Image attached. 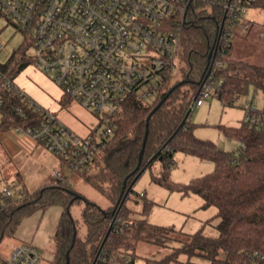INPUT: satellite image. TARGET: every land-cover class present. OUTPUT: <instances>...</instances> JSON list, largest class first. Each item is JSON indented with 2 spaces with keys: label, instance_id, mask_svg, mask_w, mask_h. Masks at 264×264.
Returning a JSON list of instances; mask_svg holds the SVG:
<instances>
[{
  "label": "trees",
  "instance_id": "1",
  "mask_svg": "<svg viewBox=\"0 0 264 264\" xmlns=\"http://www.w3.org/2000/svg\"><path fill=\"white\" fill-rule=\"evenodd\" d=\"M227 1L192 2L182 37L181 62L186 64L181 68L183 79L170 83L166 92L150 102L133 96L127 98L112 117L115 128L106 149L96 155L92 164L82 172L72 174L64 183L52 179L49 185L34 193L20 189L19 193L29 201L19 204L21 200L12 197L9 207L5 201L0 212V245L7 235L16 232L24 219L37 211L59 206L63 208V215L53 237L55 259L48 264H135L136 247L140 242L166 246L167 241L182 246L159 260L145 258L146 264H196L190 261L192 257L205 259L209 264H247L250 256L264 257V127L251 125L244 119L239 126L221 127L226 137L241 143L238 152H229L210 140L198 138L190 122L192 105L209 71L210 55L219 40L224 17L222 3ZM209 4L211 13L207 9ZM241 30L239 25L228 31V39L221 46L224 49L219 58L221 63L212 74L216 81L213 95L225 107L232 106L250 85L264 92V67L233 60L228 55L233 48V37ZM32 43L33 40L27 37V45L0 66L14 80L35 64V58L27 56ZM221 80L223 83L217 85ZM67 98L62 102L63 106H67ZM0 99L5 100L0 109V132L40 123L34 107L19 97L9 98L8 92L0 88ZM17 108H22L23 113L19 114ZM256 113L264 118V107ZM177 151L216 165L212 173L194 179L189 185L170 186L184 196H200L204 201L203 208L217 209L219 222L215 237L205 235L202 229L188 234L172 227L154 225L146 219L134 220L129 215L125 203L133 191L130 186L134 179L154 162L161 161L162 177H154V181L169 182ZM154 156L155 160L149 164ZM80 179L92 183L111 201V206L103 209L80 196L73 186ZM82 200L86 203L81 213V225L87 230L85 236L79 235L78 221L70 211ZM115 215L122 222L132 221L133 227L124 228L123 233V225L116 222L101 249ZM181 255H187L189 261L180 262Z\"/></svg>",
  "mask_w": 264,
  "mask_h": 264
},
{
  "label": "built area",
  "instance_id": "2",
  "mask_svg": "<svg viewBox=\"0 0 264 264\" xmlns=\"http://www.w3.org/2000/svg\"><path fill=\"white\" fill-rule=\"evenodd\" d=\"M193 1L0 0V14L33 40L35 65L52 77L65 96L101 117L98 126L81 137L52 111L35 103L0 68V88L8 92L9 98L19 97L34 107L40 117L36 126L15 129L31 136L70 169L69 176L52 169L54 180L68 181L106 149L115 128L112 117L127 98L147 101L168 90L181 63L183 31ZM222 8L226 20L220 40L212 50L213 69L192 110L201 106L202 97L209 96L215 88L212 74L221 63L219 58L224 54L221 46L228 39V31L241 25L250 9H264V0H228L222 3ZM222 83L221 80L217 85ZM4 104L5 100L0 99V109ZM257 111L249 104L244 120L263 128L264 118ZM17 112L22 114V108H17ZM5 182L0 212L4 203L7 202V207L12 205L13 190L7 179ZM116 222L123 225L121 232L133 227L132 221L117 218ZM41 260L40 250L28 244L17 247L11 258L0 264H40ZM247 264H264V257L250 256Z\"/></svg>",
  "mask_w": 264,
  "mask_h": 264
},
{
  "label": "rangeland",
  "instance_id": "3",
  "mask_svg": "<svg viewBox=\"0 0 264 264\" xmlns=\"http://www.w3.org/2000/svg\"><path fill=\"white\" fill-rule=\"evenodd\" d=\"M207 9L211 13L212 6L209 4ZM241 22L242 30L233 37V48L231 52H228V55L230 54L233 60L264 67V9H250ZM27 37L28 35L13 21L0 14V66L8 62L15 51L27 45ZM27 56L33 59L36 56V49L29 47ZM185 66L186 64L183 61L178 64L173 73L174 80L171 84L183 79L181 68ZM30 67L33 71L43 73L46 79L53 82L52 77L44 73L35 64ZM21 74L22 79L29 81L30 78L31 80V77L28 76L29 73ZM214 84H216V81H214ZM214 90L215 88L212 89L209 96L202 97L203 104L196 107L191 114L190 122L193 125L194 134L202 140H210L216 143L224 151L238 152L241 143L236 139L226 137L221 132V127L239 126L246 115L249 104L258 110H262L264 107V92L250 85L248 91L240 96L232 106L225 107L213 95ZM154 99L147 101L150 102ZM76 104L80 105L78 101L74 100L72 107ZM80 107V110L85 115H81L79 119H76L75 131L69 129L77 135L85 137L90 133L91 129L98 126L101 117L88 112L82 106ZM73 109L75 108L73 107ZM67 110L71 111V109ZM75 110L78 111L79 108ZM88 120H90L89 123H87ZM100 130H103V126ZM1 135L4 136H1L0 141V202H4L2 191L6 183L5 179L8 180L13 190V197L20 200L22 199L21 197H24L19 193L20 189H27L28 192L32 193L33 190L39 188L38 186L42 184L40 183L43 182L42 180L47 179L50 181L53 179L52 169H50L52 163L54 164L53 169L69 176L70 169L66 163L47 151L28 134L19 133L16 129H12L2 132ZM6 135L18 138V140H21L20 143L25 144L26 149L29 148V150L40 145L46 151L43 154L44 157L39 160L38 155L35 154L32 157L30 152L22 156L18 154L14 157L5 146L4 139ZM174 161L175 166L169 173V182L167 183L160 184L154 181V177H162L163 167L161 161L154 162L151 168L146 169L142 173L125 203L130 210V217L134 220L146 219L154 225L172 227L177 230H183L188 234L196 233L202 229L207 236H217L216 225L219 222V219L216 218L217 209L212 206L203 208L204 201L200 196L196 194L184 196L179 190L170 187L171 185H189L194 179L212 173L216 165L210 161H201L197 157L181 151L174 153ZM25 164L28 167L26 172L23 170ZM21 176L24 183L21 180ZM73 186L80 196L97 206L103 209L111 206V201L92 183L80 179L73 183ZM141 193H144L145 197H141ZM23 199L19 204L29 201L27 197ZM85 207L86 203L82 200L74 204L70 209L71 215L78 221L80 236H83L86 231L85 226L81 225V213ZM46 216L47 214L42 216V211L35 212L32 217L24 219L14 234L7 235L0 245V262L9 260L17 247L31 245L32 243L25 237L33 234L37 235V237L40 236V239L42 237L46 243L51 241L50 245L47 243V247L42 249L40 264H48L49 261L53 260L55 258L53 238L47 237V229L51 228L48 222L50 215L48 218ZM180 246H182L180 243L172 241H167L166 246L153 242H140L136 247L138 257L135 259V264H146L145 258L159 260ZM179 261L185 263L189 261V258L187 255H181ZM190 261L196 264H209V261L199 257H192Z\"/></svg>",
  "mask_w": 264,
  "mask_h": 264
},
{
  "label": "crops",
  "instance_id": "4",
  "mask_svg": "<svg viewBox=\"0 0 264 264\" xmlns=\"http://www.w3.org/2000/svg\"><path fill=\"white\" fill-rule=\"evenodd\" d=\"M31 67L29 66L28 68H26L22 73H29L28 76L31 77V80L29 78L28 80H24L22 79V74H20L15 81L17 82V85L38 105L52 111L57 117L58 119L65 124L68 128L74 130L75 126H76V119H79L81 115H85L84 113H82V111L80 110V106L81 105H74L73 107L75 109L79 110H75L72 107V104L74 103V101H70L69 98H67L62 90L51 80L46 79L45 75L43 73H39L37 71H33L32 69H30ZM67 98V106H63L62 102L64 101V99ZM67 109H71L67 110ZM74 110V111H73ZM90 112V111H88ZM90 120L87 121V123H89ZM75 131V130H74ZM2 132H0V141H1V135ZM21 140H18V138H14L11 135H6V138L4 139V143L6 148L9 150L10 154L13 155L14 157L17 156L18 154H20L21 156L30 152L31 156L33 157V155H38L39 160L40 158L44 157V153L46 151H44L42 149V147L39 146H35L32 147L30 150L29 148L26 149L25 144L20 143ZM54 164H51V168L53 169ZM24 172H26V169H28V167L26 166V164L23 167ZM25 175V173H24ZM68 175V174H67ZM22 176H21V180H22ZM23 181V180H22ZM43 182L40 186H38L39 188H36V190H33L32 193L36 192L37 190L42 189L43 187L49 185L52 181V179L50 181H48L47 179L42 180ZM24 183V181H23ZM22 198V197H21ZM24 198V197H23ZM16 200H19L18 198H16ZM21 200V199H20ZM39 212V211H37ZM35 214V213H34ZM33 214V215H34ZM46 216V218H48V222L51 226V228L47 229V237L51 239V237L53 238L57 229L58 225L61 221L62 215H63V208L59 207V206H54L51 207L45 211H42V216ZM32 215V216H33ZM30 216V217H32ZM29 218V217H28ZM24 221V220H23ZM23 223V222H22ZM21 223V224H22ZM86 230V228H85ZM55 232V233H54ZM54 233V235H53ZM87 233V230L85 231V234L83 236H85ZM40 237V236H39ZM37 237V235H31L28 237H25V239L29 240L36 248H38L40 250V252L42 253V249L47 247V243L50 245V242H44L43 238L41 237V239ZM55 259V258H54ZM51 260L49 262L54 261Z\"/></svg>",
  "mask_w": 264,
  "mask_h": 264
},
{
  "label": "water",
  "instance_id": "5",
  "mask_svg": "<svg viewBox=\"0 0 264 264\" xmlns=\"http://www.w3.org/2000/svg\"><path fill=\"white\" fill-rule=\"evenodd\" d=\"M225 20H226V15L223 17L222 23H221V25H220V29H219V40H220V36H221V34H222V31H223V27H224V24H225ZM211 57H212V53H211V55H210V58H211ZM212 69H213V65L211 64L210 67H209V71H208V73H207V75H206L205 80H204L203 82H201V84H200V88H199V91H198V93H197V97L201 94L202 86H203L204 82L206 81V79L210 76V74H211V72H212ZM167 97H168V95L166 96V98H167ZM184 124H185V121L181 124L180 129L183 127ZM147 136H148V133L146 134V137H145V140H144V143H143V148H142L141 154L144 153V149H145L146 141H147ZM155 158H156V157L154 156V157L149 161V164H151V163L153 162V160H155ZM160 160H162V159H160ZM141 175H142V172H141V173H140V174L134 179L132 185L130 186V190L133 188V186L135 185V183L137 182V180L139 179V177H140ZM113 213H114V212H113ZM116 219H117V215H115L114 218H113V220H112V223H111V225H110V227H109V230H108V232H107V234H106V236H105V238H104V241H103V243H102L101 249H102V247L105 245L106 241L108 240V238H109V236H110V234H111V232H112V230H113V228H114V225H115V223H116ZM101 249H100L99 253L101 252Z\"/></svg>",
  "mask_w": 264,
  "mask_h": 264
}]
</instances>
